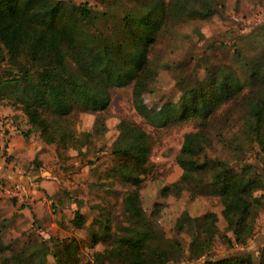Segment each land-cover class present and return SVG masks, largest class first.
Returning a JSON list of instances; mask_svg holds the SVG:
<instances>
[{
    "label": "trees",
    "instance_id": "16d2710c",
    "mask_svg": "<svg viewBox=\"0 0 264 264\" xmlns=\"http://www.w3.org/2000/svg\"><path fill=\"white\" fill-rule=\"evenodd\" d=\"M218 3L220 0H110L106 9L95 10L86 1L0 0V103L5 99L21 109L28 126L23 135L36 130L45 143L77 147L81 139L70 127V114L76 110L106 109L113 86L133 81L137 88H147L149 52L162 27L170 20L208 17ZM206 80L209 85L214 84L223 103L241 97L246 107L242 138L256 143L264 156V60L256 61L250 68L247 82L232 70L213 72ZM246 85L249 90L241 94ZM165 107L159 109L157 119L151 118L155 125L190 118H198L201 125L184 133L176 155L181 174L172 184L162 186L161 194L189 188L192 194L218 196L220 214L228 222L226 229L233 234L231 237L224 233L223 238L230 245L245 244L253 230L254 216L264 204L262 193H255L264 189L263 176L252 162L231 164L224 158L205 155V128L217 109L209 86H189L183 91L179 108ZM94 124L91 131L82 133L85 138L101 131L103 122L99 117ZM240 139L236 136L233 143ZM150 150L149 135L138 125L121 120L112 152L122 159L114 166L115 172L134 185L122 199L127 224L120 225L122 232L114 233L109 247L94 251L93 260L84 264L181 261L180 247L164 236L140 201L139 187ZM83 217L76 209L73 225L81 227ZM100 220L101 230L92 232L90 246L110 233L109 219ZM217 221L218 214L213 210L197 216L183 212L179 216L177 232L187 229V259L193 260L181 264H264V244L257 259L247 251L201 258L218 231ZM71 240L66 244L62 238L53 240L47 252L57 263H77L78 242ZM9 248L0 234L3 261L11 257L19 261L16 252L4 256Z\"/></svg>",
    "mask_w": 264,
    "mask_h": 264
},
{
    "label": "rangeland",
    "instance_id": "374dc122",
    "mask_svg": "<svg viewBox=\"0 0 264 264\" xmlns=\"http://www.w3.org/2000/svg\"><path fill=\"white\" fill-rule=\"evenodd\" d=\"M74 1H86L92 9L103 10L110 0ZM215 8L208 17L170 20L162 27L149 52L151 63L145 71L147 88H137L133 81L113 86L109 89L106 109L76 110L70 114V127L81 139L77 147L45 143L36 130L23 135L28 128L25 116L18 106L3 99L0 103V179L20 181L25 196L23 199L7 196L0 189V234L10 246L4 256L16 252L19 259L11 257L5 262L0 255V264H64L57 263L47 252L55 238L64 239V244L74 238L78 242L76 264H84L93 260L94 251L109 247L114 233L122 232L120 225L127 224L122 199L134 188L114 170L122 161L112 149L123 119L138 125L150 137L147 170L139 187L140 201L146 214L162 228L164 236L180 247L179 264L193 260L187 259L190 235L187 229L177 232L176 221L183 212L197 216L206 210L218 214V231L201 258L247 251L257 259L258 250L264 244V204L254 216L253 230L246 243L230 245L222 236L227 233L233 237V234L226 229L228 222L220 214L218 196L206 192L192 194L189 188L167 195L160 191L162 186L179 178L181 167L176 155L184 133L196 130L201 122L190 118L155 125L153 119L158 118L162 105L166 109L179 108L184 89L193 85L209 86L210 97L217 105L205 128L208 140L205 155L224 158L231 164L252 162L264 178L262 152L256 143L244 141L240 131L246 110L241 97L223 103L214 84L209 85L206 80L213 72L222 74L232 70L247 82L250 68L256 61L264 60V0H220ZM248 90L246 85L241 94ZM96 117L103 122L101 131L85 138L82 133L93 129ZM7 123L14 125V133L21 135V141H15L18 147L14 151L4 148L11 136ZM236 136L241 139L233 143ZM16 166L21 177L7 176V171H14ZM40 179L47 180V189L39 185ZM32 189L41 194L35 195L30 192ZM255 193H262L264 201V189ZM22 206L25 210L19 211ZM76 209L84 216L81 227L72 223ZM101 218L109 219L110 233L90 246L92 232L101 230Z\"/></svg>",
    "mask_w": 264,
    "mask_h": 264
},
{
    "label": "crops",
    "instance_id": "0c3cea01",
    "mask_svg": "<svg viewBox=\"0 0 264 264\" xmlns=\"http://www.w3.org/2000/svg\"><path fill=\"white\" fill-rule=\"evenodd\" d=\"M6 125L10 128L9 135L11 134V136H10V140L7 142V144L5 145L4 148L6 150H12V151H14L16 149V147H18V145L15 144V141H21V138H20L21 135L19 133H14V128H15L14 125H12V124L10 125L8 123ZM0 164H1V162H0ZM16 171H18V167L17 166L14 169V171H11V172L7 171V176H12L13 178H17V177L19 178V177H21L20 174L18 172H16ZM25 183L27 184V182H25ZM39 183H38L39 185H41L42 187H44V188L47 189V187H48L47 180L40 179L39 180ZM30 192L35 193V195H40L41 194V191H37L36 189L30 190ZM24 210L25 209H24L23 206L20 207V209H19V211H24Z\"/></svg>",
    "mask_w": 264,
    "mask_h": 264
},
{
    "label": "built area",
    "instance_id": "2783aa9c",
    "mask_svg": "<svg viewBox=\"0 0 264 264\" xmlns=\"http://www.w3.org/2000/svg\"><path fill=\"white\" fill-rule=\"evenodd\" d=\"M1 192L7 196L23 199L25 196L24 185L18 180L0 179Z\"/></svg>",
    "mask_w": 264,
    "mask_h": 264
}]
</instances>
